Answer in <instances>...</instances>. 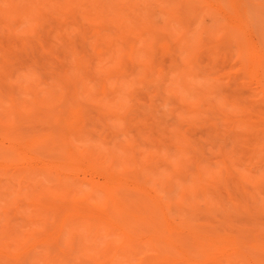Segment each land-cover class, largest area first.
<instances>
[{
  "label": "rangeland",
  "instance_id": "rangeland-1",
  "mask_svg": "<svg viewBox=\"0 0 264 264\" xmlns=\"http://www.w3.org/2000/svg\"><path fill=\"white\" fill-rule=\"evenodd\" d=\"M27 1H0V153L70 187L0 156V264L151 256L118 251L91 183L146 190L180 233L264 239V0Z\"/></svg>",
  "mask_w": 264,
  "mask_h": 264
},
{
  "label": "bare ground",
  "instance_id": "bare-ground-1",
  "mask_svg": "<svg viewBox=\"0 0 264 264\" xmlns=\"http://www.w3.org/2000/svg\"><path fill=\"white\" fill-rule=\"evenodd\" d=\"M11 1L13 2L10 4L13 3L19 11L21 9L19 6L22 4L20 2H15V0ZM31 1L34 2L36 0ZM27 2L26 0V5ZM37 3L38 2H35V5ZM25 4L22 6L25 8L28 7ZM1 5L0 7L2 8ZM25 8L22 9V11L25 10ZM28 11L30 10H27V12ZM3 14L4 12L2 15ZM9 14L12 15V13ZM33 14L34 13L31 15ZM20 16L21 15L18 17ZM1 17L4 18V20L7 19L6 16ZM11 17L8 21L12 19ZM22 19L23 18H21V20ZM228 26L229 33L233 32L229 29L232 26ZM136 30L139 31L138 28H136L131 30V33L138 38L141 35H137ZM14 154L17 155L14 156ZM39 155L40 156H32L25 159L24 156L22 157L21 153L14 152L11 147L2 150L0 153V156L4 160V164L9 161L12 162L14 161V157L15 159L18 157L15 160V164L18 166V169H22V172H20L26 177H32L38 172L55 174L58 183L61 185L63 184L65 190L68 191L70 185L67 187L69 175H67L66 166L63 165L59 168L52 167L44 162L41 153H39ZM69 156L72 157V160H77L74 153ZM27 162H30V167H25L24 164ZM1 168L6 169L5 166ZM201 178L202 174H198V181L200 184ZM90 186L93 192L103 193L106 198L104 203L110 204L111 206L110 211L108 210L109 212L107 211L108 213H105L106 221L104 220V223L101 221L104 217L97 218L96 220L100 221L102 224L107 222L109 226H111L110 233L112 231L118 233V251L122 254L135 257L141 252L142 254L145 252L151 253L149 257H137L136 259L139 261L138 264H264V239L262 238H257L252 242H248L244 240L243 237L239 236L233 237L230 235L220 236L217 234H210L199 230L197 225L190 224L188 221L182 224L186 233H180L172 227L170 221L165 217L167 209L164 205L146 190L140 187L122 186L120 184L99 185L91 183ZM202 189L204 190V188ZM131 221L134 223L131 224ZM135 227H138L139 231L147 227L153 228L154 233L145 236L143 231H136ZM175 230L176 232L174 233Z\"/></svg>",
  "mask_w": 264,
  "mask_h": 264
}]
</instances>
